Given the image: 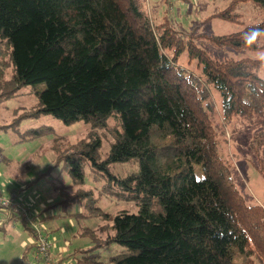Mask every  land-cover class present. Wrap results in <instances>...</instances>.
<instances>
[{"label": "trees", "instance_id": "obj_1", "mask_svg": "<svg viewBox=\"0 0 264 264\" xmlns=\"http://www.w3.org/2000/svg\"><path fill=\"white\" fill-rule=\"evenodd\" d=\"M243 1L257 13L253 22L243 18ZM212 16L242 28L206 33L197 24L184 32L154 22L143 0H0V103L43 82L38 102L21 117L49 113L67 124H88L87 137L65 148L73 156L74 184L85 183L84 157L75 154L89 155L105 170L97 195L90 188L62 194L90 200L92 210L101 209L94 204L102 196L136 208L112 215L101 226L103 238L91 230L103 244L125 247L108 264L264 262V204L246 200L224 148L233 119L256 128L250 147L264 181V57L213 54L264 49V0H231ZM45 130L51 127H29L24 135ZM98 130L114 138L103 157ZM116 162L136 167L116 174L109 170ZM98 253L80 262L105 264L94 258Z\"/></svg>", "mask_w": 264, "mask_h": 264}, {"label": "rangeland", "instance_id": "obj_2", "mask_svg": "<svg viewBox=\"0 0 264 264\" xmlns=\"http://www.w3.org/2000/svg\"><path fill=\"white\" fill-rule=\"evenodd\" d=\"M230 1L143 0V5L156 23L168 21L184 32L199 24L197 32L229 33L241 29L242 24L218 16L207 17L227 6ZM239 9L246 23L255 20L257 13L251 1H243ZM183 34L188 36L187 33ZM213 54L219 58L264 57V49H214ZM259 73L264 77V64ZM6 76H10V70ZM43 87V82L28 84L0 103V191L7 194L9 187H13L30 211V221L26 224L25 219L23 221L17 216L9 218L11 212L0 208V264H43L34 259L38 232L47 235L53 242L49 252L57 264H61L58 261L62 264H86L84 260L80 262V258L88 252L97 251L99 253L94 258L108 264L109 257L125 247L115 242L103 244V240L94 237L106 236L101 226L108 223L119 209L136 208L133 203L102 196L94 204L101 209L92 210L90 200H69L66 194H62L65 190L74 193L90 188L97 195L105 180V170L92 164L89 155L75 154L74 157H84L85 183L74 184L73 171L69 170L70 166L74 167V163L69 162V157L73 156L65 148L87 137L88 124L82 121L67 124L49 113L21 117L23 109L38 102L36 91ZM214 92L219 99L220 94L215 89ZM115 122L114 118L110 119V124ZM40 125L50 126L51 130H45L44 134L35 137L24 135L27 128ZM232 127L236 129L231 130ZM228 130L229 137L224 148L229 156L232 155L230 157L235 164L234 180L248 202L264 204V181L257 169L256 155L250 147L252 132L256 128L245 125L240 119H233ZM98 132L102 139L100 154L103 157L114 138L108 130ZM135 167L127 162H116L110 163L109 170L123 175ZM96 174L103 177L96 181ZM106 212H109L107 217L102 214ZM91 230L95 233L94 237ZM255 262L264 264L258 257H255Z\"/></svg>", "mask_w": 264, "mask_h": 264}, {"label": "built area", "instance_id": "obj_3", "mask_svg": "<svg viewBox=\"0 0 264 264\" xmlns=\"http://www.w3.org/2000/svg\"><path fill=\"white\" fill-rule=\"evenodd\" d=\"M0 207L13 211L18 216H23L26 221H30L28 206L19 200L15 191H10L7 194L0 191ZM52 245L53 242L49 240L47 235H42L38 232L34 259L37 261L41 260L43 264H57L50 256L49 249Z\"/></svg>", "mask_w": 264, "mask_h": 264}, {"label": "clouds", "instance_id": "obj_4", "mask_svg": "<svg viewBox=\"0 0 264 264\" xmlns=\"http://www.w3.org/2000/svg\"><path fill=\"white\" fill-rule=\"evenodd\" d=\"M254 31H259L258 29H255Z\"/></svg>", "mask_w": 264, "mask_h": 264}]
</instances>
